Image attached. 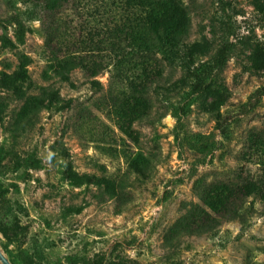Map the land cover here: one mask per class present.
<instances>
[{
    "label": "rangeland",
    "instance_id": "374dc122",
    "mask_svg": "<svg viewBox=\"0 0 264 264\" xmlns=\"http://www.w3.org/2000/svg\"><path fill=\"white\" fill-rule=\"evenodd\" d=\"M42 1L0 0V73L26 72L19 94L0 87L3 254L12 264H264L262 197L247 198L236 216L209 205L226 186L264 185V97L255 96L264 86V0H177L190 17L185 43L200 46L197 63L231 44L211 80L217 98L192 94L182 67L162 60L160 77L136 79L142 93L125 118L115 96L131 89L114 69L108 30L144 11L128 0H69L53 20L59 37L85 41L90 64L107 67L62 79L45 50ZM46 90L62 102L25 116L28 98ZM69 172L110 178L118 195L100 198ZM195 211L216 220L182 229Z\"/></svg>",
    "mask_w": 264,
    "mask_h": 264
},
{
    "label": "trees",
    "instance_id": "16d2710c",
    "mask_svg": "<svg viewBox=\"0 0 264 264\" xmlns=\"http://www.w3.org/2000/svg\"><path fill=\"white\" fill-rule=\"evenodd\" d=\"M68 2L69 0H43L41 4L43 13L48 17V19L44 18L43 22L47 35L45 50L52 61L50 67L62 79H66L68 74L78 68L86 69L90 73V77H96L103 73L107 66L103 67L97 63L90 64V61L84 56V45L87 43L81 41L78 44L66 45L67 42L58 35L57 22L53 20H55L58 11L63 9ZM221 3L224 4V1L221 0ZM127 5H135L137 9L144 12L138 13L134 25H116L108 30L110 36L107 39H112V51L118 56L114 69L124 79V84L131 89V93L126 98L115 96L117 103L119 101L117 113L123 118L129 115L128 105L139 102L140 98L136 94L142 93V86L136 79H140L142 75L147 78L149 75L155 78L160 77L162 60H171L182 67L187 77L193 80L192 94L207 93L216 99L211 80L214 73L226 65L231 44H224L210 61L197 63L200 46L191 47L185 43L190 28V17L179 1L128 0ZM121 34H123V38L119 39ZM91 43L94 45V51L101 50L100 44H94L97 42H94L93 39ZM159 53L163 55L162 59L158 58ZM23 66L25 67V64ZM137 69L142 72L137 75L132 74ZM16 76L18 78L13 79L8 74L0 73V87L19 94L21 88L18 81L24 79L26 72L22 70ZM255 96L257 99L264 97V86L257 90ZM45 101H48L50 105L62 102L56 91L46 90L42 97H29L22 113L25 116L31 114L34 110L42 107ZM222 103V100L214 101L213 105L216 107L213 109L219 108ZM222 133L226 135L225 128H222ZM68 177L78 185L96 186L100 198L118 195V185L110 178L79 176L72 172H69ZM256 194L262 197L264 208V185L254 182L236 187L226 186V191L221 196L210 200L209 205L215 214L225 213L228 216H236L235 213L241 209L246 199ZM206 215L205 212L202 214L195 211L191 219L182 226V229L202 228L216 220ZM6 226L7 223H4V227Z\"/></svg>",
    "mask_w": 264,
    "mask_h": 264
},
{
    "label": "water",
    "instance_id": "95a60500",
    "mask_svg": "<svg viewBox=\"0 0 264 264\" xmlns=\"http://www.w3.org/2000/svg\"><path fill=\"white\" fill-rule=\"evenodd\" d=\"M0 263L1 264H12L9 259L3 254V252L0 249Z\"/></svg>",
    "mask_w": 264,
    "mask_h": 264
}]
</instances>
